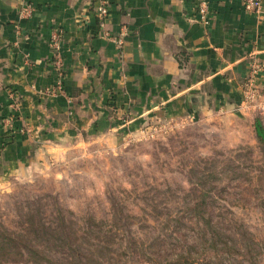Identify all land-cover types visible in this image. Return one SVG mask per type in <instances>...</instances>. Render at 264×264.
I'll return each instance as SVG.
<instances>
[{"label": "crops", "instance_id": "1", "mask_svg": "<svg viewBox=\"0 0 264 264\" xmlns=\"http://www.w3.org/2000/svg\"><path fill=\"white\" fill-rule=\"evenodd\" d=\"M27 5L35 12L22 18ZM93 7L91 0H0V188L49 156L141 140L152 123L166 132L255 112L241 107V88L252 61L264 63V0L259 14L243 0H110L111 39ZM54 31L64 66L58 94L51 91ZM258 84L264 94V70Z\"/></svg>", "mask_w": 264, "mask_h": 264}, {"label": "rangeland", "instance_id": "2", "mask_svg": "<svg viewBox=\"0 0 264 264\" xmlns=\"http://www.w3.org/2000/svg\"><path fill=\"white\" fill-rule=\"evenodd\" d=\"M257 119L49 156L0 188V264H264Z\"/></svg>", "mask_w": 264, "mask_h": 264}, {"label": "built area", "instance_id": "3", "mask_svg": "<svg viewBox=\"0 0 264 264\" xmlns=\"http://www.w3.org/2000/svg\"><path fill=\"white\" fill-rule=\"evenodd\" d=\"M93 3V10L96 14V17L99 21L100 29L103 37L107 39H111V33L107 30V21L110 15V0H91ZM243 6L245 10L249 13L259 14L262 11V0H243ZM198 14L200 15L201 20L205 23L209 21V6L207 2L201 1L198 6ZM35 12V8L31 5L25 6L21 11L22 18H30ZM126 34V29L123 30L121 36L117 38L118 46L121 48L124 42L123 36ZM60 32L54 31L52 35V46L55 49V54L53 58V63L58 72V82L56 86L51 89V91L55 94L63 93V80H64V66L63 59L59 52L60 45ZM264 70V63H261L258 60L252 61V66L246 81L244 82L241 88V107L245 110H254L261 111L264 108V94L262 89H260L258 84V78L260 73ZM13 100L15 98L12 97ZM17 104L15 101L14 108H16ZM14 121V117H7L2 122L4 127L9 128L11 130L12 123ZM146 136L152 134H158L165 131L164 125H160L159 123L151 124L148 126Z\"/></svg>", "mask_w": 264, "mask_h": 264}, {"label": "trees", "instance_id": "4", "mask_svg": "<svg viewBox=\"0 0 264 264\" xmlns=\"http://www.w3.org/2000/svg\"><path fill=\"white\" fill-rule=\"evenodd\" d=\"M256 136L260 142L264 143V126L261 120L257 119L255 123Z\"/></svg>", "mask_w": 264, "mask_h": 264}]
</instances>
